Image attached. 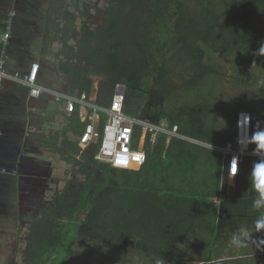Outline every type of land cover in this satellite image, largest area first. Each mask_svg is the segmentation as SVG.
<instances>
[{"label":"trees","instance_id":"16d2710c","mask_svg":"<svg viewBox=\"0 0 264 264\" xmlns=\"http://www.w3.org/2000/svg\"><path fill=\"white\" fill-rule=\"evenodd\" d=\"M76 4L73 0V11L60 28L61 45L54 61L64 79V92L89 97L94 76H100L93 101L100 107H109L115 86L123 84V107L128 115L151 122L165 120L168 126L176 124L180 135L210 145H224L233 139L234 131L225 137L202 125L196 116L199 108L184 109L171 103L166 111L144 106V102L156 96L161 105L178 92L181 100L186 89L195 91L196 82L213 71L203 62L212 52L242 53L264 68V56L257 55L264 45V28L254 27L256 16L264 18V0H209L207 5L195 0L191 9L187 0H107L102 8L91 7L92 17L88 16L90 6L80 11ZM79 15L85 16L77 23ZM187 64H191V78L175 83L172 71L179 65L187 70ZM153 83L158 84L157 90H151ZM243 109L251 113V138L264 129V112L254 102L241 101L225 113L229 122ZM65 115L75 119V157L71 159L77 176L66 180L40 205L39 216L28 227L24 264H48L45 259L51 253L55 259L50 264H61L64 257L57 256L67 244L63 231L70 229L74 236L80 233L94 239L106 250L129 249L155 263L182 264L190 258L187 251L191 243L181 248L175 245L186 235L190 234L193 242L203 237L214 242L223 219L227 226L243 219L254 229L255 220L264 215V209L253 208L256 193L250 187L251 169L262 156L249 153L242 157L235 191L230 195L227 173L222 172L224 155L212 146L162 132L153 143L145 142L146 158L139 169H117L95 159L96 143L80 149L78 140L85 122L79 121L76 110ZM105 116L100 112L101 123ZM135 128L133 147L139 138V127ZM70 146L69 139L64 138L63 148ZM254 148L250 139V151ZM65 217L69 221L65 222ZM180 224L183 229L173 234ZM209 256L207 252L197 260L210 264L213 258Z\"/></svg>","mask_w":264,"mask_h":264},{"label":"crops","instance_id":"0c3cea01","mask_svg":"<svg viewBox=\"0 0 264 264\" xmlns=\"http://www.w3.org/2000/svg\"><path fill=\"white\" fill-rule=\"evenodd\" d=\"M44 4L43 9L34 11L31 0H0V35L8 25L11 28L10 37L6 41L0 39V58L1 53L5 54L3 57L7 74L0 84V129L2 131L0 165L6 168L4 173H0V246L3 238L7 239L12 235L16 238L18 236L16 231L29 227L31 221L39 216V207L43 201L50 198L48 195H53L56 189L63 187L64 180H69L68 176L72 178L75 171L72 167L74 160L71 159L75 157V132L73 130L75 119L65 115L67 111L63 102L55 101L49 93H42L37 97L30 96L28 87L14 80L12 76L15 72L20 74L26 72L32 61H38L40 63L38 84L64 92L63 76L57 72L56 66L52 64L53 61H49L48 52L43 47L44 42H42L41 35L45 36L46 32L48 33L49 24L47 0ZM48 67H51L49 70L51 72L44 73V69ZM48 122L55 126L60 123V126L64 127H60V130L54 128L55 130L49 133ZM226 127L228 130L223 136H232L235 129V117ZM43 129L45 131H42ZM174 137H181L208 147L212 146L184 135ZM64 138L69 139L71 144L67 150L63 148ZM80 149L85 148L80 147ZM250 154L264 156V154L253 152ZM221 165L222 172L227 173L228 159L224 156ZM222 177L223 175H221V181ZM235 178L227 176L228 193L235 191ZM228 180L232 183L230 191ZM238 221V224L235 223L236 220L232 221L235 225L230 230L231 234H228L227 239L231 238L235 232L254 230L247 227L243 219ZM224 223L227 224L226 219L222 220V229L219 237L214 240V245L219 240L224 243V235H222ZM27 232L28 228L25 234ZM252 238L264 239V232H254ZM204 239L207 246L208 240L205 237ZM229 246L233 249L229 260H234L229 261V264H243L246 256L253 258L250 264L264 262V245L256 248L255 245L249 243L245 247H235L229 243ZM242 248L244 250H241ZM223 260L225 259L221 261Z\"/></svg>","mask_w":264,"mask_h":264},{"label":"rangeland","instance_id":"374dc122","mask_svg":"<svg viewBox=\"0 0 264 264\" xmlns=\"http://www.w3.org/2000/svg\"><path fill=\"white\" fill-rule=\"evenodd\" d=\"M31 1L34 11L43 9L42 6L45 5V0ZM106 1L107 0H77L76 5L80 7V11L85 10L86 5L90 6V13L88 14V16L92 17L94 9L91 7L97 6L98 8H102L106 4ZM208 1L209 0H201L202 4L205 5H207ZM211 1L214 3H218L222 0ZM187 2L190 9L194 7L195 0H187ZM72 4L73 0H47L46 9L49 22L47 26L48 33L46 32L45 36L44 34H42L41 38L42 42H44L43 47L48 52L49 61H53L52 64L56 60V53L58 52L61 45L62 33L60 28L63 25L67 14L73 11ZM75 11L78 13L76 9ZM84 16L79 15L77 17V23H79L80 19H82ZM96 22H98V19H96ZM254 27L264 28V18L261 19L256 16L254 18ZM203 62L206 63V65H208L209 67H212L213 71L211 72V75L205 77L204 80L197 81L199 83L196 82L194 89L201 95H195L194 90L186 89L187 91H185V95L181 100H179L182 97L180 92H178L177 95L172 99L170 97H167V99L171 100H166L164 103H162L163 101L159 100V102L162 103L161 105L157 104L158 99L156 96L147 97L145 99L144 106L148 105L154 106L156 108L163 107V109H165L166 111L172 104L176 105V107L184 109H189L191 107L199 108L197 110L199 114H196V116L198 117L197 120L205 127H208L210 132L219 133L222 136L226 133V130H228L226 125L230 121V116L225 113L235 109L239 102H247V104H251L254 102L256 108H260L264 112V68L258 62L250 61V59L244 57L242 53L222 55L218 52H212L208 54L204 58ZM188 65L190 68L187 67ZM187 66H185L187 70L180 69L179 65L178 68L175 69V71H172L171 76H173V80L175 81V83H180L184 77L186 79L191 78V75L193 74L191 64H187ZM50 69L51 67L44 69V73H47ZM101 78L102 77L100 76H94V90L90 95L91 97L95 98L96 83L98 79ZM121 88V85L118 86V90ZM157 89L158 84L153 83V85L151 86V90ZM192 99L193 101L196 100V102H193V104H191ZM163 121L166 122L165 120ZM62 126L63 125L60 126V123L56 124L55 126L48 122V131L50 133V131L53 132L55 129L60 130V127ZM42 131L45 130L43 129ZM218 136L222 137L220 135ZM79 156L80 154L77 155V157ZM76 176L77 172L74 171L72 174V178L68 176L69 181L75 179ZM229 181L230 180H228V184L230 185L228 186V190H231L232 183L231 181ZM177 195H180V193H177L176 196ZM51 196L52 195H48V197ZM175 207L176 210L179 211V205H176ZM183 207L184 206H181V208ZM64 221H69V219L65 217ZM232 225L234 224L231 222H228V226L225 223L223 224L224 229L222 235H224V243L219 240L215 245L214 242L208 241L206 246V240L204 239V237L201 240L198 239L193 242L194 239L190 237V234L186 235L182 241H179L175 245L176 248H181L186 244L191 243L187 251L190 258L184 261L182 264H202L200 260L196 259H202L201 257L203 255H206L207 252L210 253L209 257L213 258L210 264H229V261H234L229 260L232 255L231 253L233 249L231 246H229L231 238L227 239L228 234H231L230 230L234 228H230V226ZM27 228L16 231L18 232V236L16 238H14V235H12L7 237V239H2V244L0 246V264H24L23 250L27 238V234H25ZM182 229V224L176 225L175 229L173 230V234ZM63 234L64 243L67 244L62 247V252L57 256L64 257V260L62 262H59L61 264H160V262L155 263L149 258L129 249L106 250L104 246L99 245V243L94 239H88L80 233L74 236L73 229H70L69 231L65 230L63 231ZM72 236L74 237L70 239L69 237ZM241 250H244V248H242ZM240 255L243 254L240 253ZM160 258L162 262H165V258ZM242 258H244V256ZM54 259L55 254L51 253L50 258L45 259V262L50 264L51 260L54 261ZM222 259L225 260L221 261ZM42 260L43 257L40 259V262ZM252 260L253 258L250 259L249 256H246L243 264H250ZM262 264H264V262H262Z\"/></svg>","mask_w":264,"mask_h":264},{"label":"built area","instance_id":"2783aa9c","mask_svg":"<svg viewBox=\"0 0 264 264\" xmlns=\"http://www.w3.org/2000/svg\"><path fill=\"white\" fill-rule=\"evenodd\" d=\"M10 25L0 35L1 41H6L10 33ZM40 63L32 61L29 69L24 73L15 72L13 79L28 87V93L32 97L40 96L42 93H49L57 102H63L67 112L77 111L81 122H85L84 129L79 136L78 145L86 148L91 143L97 144L95 159L109 163L117 169H137L145 162V142L153 143L159 133H167L170 136H180L176 124L168 126L166 122H151L128 115L123 107L125 86L117 84L110 101L109 107H100L94 104V97L87 96L85 93L73 95L66 92H58L44 87L37 82ZM7 76L5 72V58H0V84ZM122 86L118 90V86ZM100 112L106 114L104 121L101 123ZM139 127V138L137 146L133 147V135ZM2 131L0 129V136ZM251 135V113L248 110H239L235 115L234 137L228 140L224 145H212L213 149L221 152L228 159V167L233 156L239 158L238 171L241 159L250 151ZM264 154V153H256ZM137 157H143V161ZM124 158L127 167H117L116 161ZM6 168L0 165V173H4ZM232 177V178H235Z\"/></svg>","mask_w":264,"mask_h":264},{"label":"clouds","instance_id":"9594fccd","mask_svg":"<svg viewBox=\"0 0 264 264\" xmlns=\"http://www.w3.org/2000/svg\"><path fill=\"white\" fill-rule=\"evenodd\" d=\"M257 55L264 56V45L259 49ZM251 142L255 144L253 153H264V129L253 133L250 138ZM140 161H143V157H139ZM239 158L233 156L228 167V174L230 173L232 177H235L238 171ZM117 167H127V163L124 158L116 161ZM250 187L254 193H256V198L253 201L254 209H264V156L253 164V167L250 172ZM264 232V215H260L254 222V230L244 231V232H235L233 233L230 244L235 247H245L249 243L260 248L261 245H264V239L255 240L252 238V233Z\"/></svg>","mask_w":264,"mask_h":264},{"label":"water","instance_id":"95a60500","mask_svg":"<svg viewBox=\"0 0 264 264\" xmlns=\"http://www.w3.org/2000/svg\"><path fill=\"white\" fill-rule=\"evenodd\" d=\"M1 51H3V50L1 49ZM4 55H5V54H2V53H1V58H2ZM230 194H233V192H232V193H230Z\"/></svg>","mask_w":264,"mask_h":264},{"label":"snow or ice","instance_id":"6c2138e0","mask_svg":"<svg viewBox=\"0 0 264 264\" xmlns=\"http://www.w3.org/2000/svg\"><path fill=\"white\" fill-rule=\"evenodd\" d=\"M137 159H139V157H137Z\"/></svg>","mask_w":264,"mask_h":264}]
</instances>
